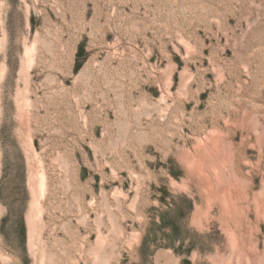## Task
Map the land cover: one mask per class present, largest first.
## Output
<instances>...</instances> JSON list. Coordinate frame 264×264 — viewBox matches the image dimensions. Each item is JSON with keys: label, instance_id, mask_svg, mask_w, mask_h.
I'll list each match as a JSON object with an SVG mask.
<instances>
[{"label": "rangeland", "instance_id": "rangeland-1", "mask_svg": "<svg viewBox=\"0 0 264 264\" xmlns=\"http://www.w3.org/2000/svg\"><path fill=\"white\" fill-rule=\"evenodd\" d=\"M0 264H264V0H0Z\"/></svg>", "mask_w": 264, "mask_h": 264}, {"label": "bare ground", "instance_id": "bare-ground-1", "mask_svg": "<svg viewBox=\"0 0 264 264\" xmlns=\"http://www.w3.org/2000/svg\"><path fill=\"white\" fill-rule=\"evenodd\" d=\"M33 48V47H32ZM208 140V139H207ZM213 141V140H212ZM211 142V141H210ZM203 148V147H202ZM204 153L207 154L205 155L204 159L201 160V163H199L200 165L202 164H207V163H211L212 165H216L217 163L220 162V159H218L217 157V152H216V147L215 149L211 148V147H206L204 149ZM203 153V154H204ZM203 157V156H202ZM225 157V156H224ZM210 164V166H211ZM190 165V163H189ZM208 165V164H207ZM36 188L39 194H44V192L46 191V185H47V181H46V175L45 172L43 170H40L36 173ZM34 179V178H33ZM223 183V182H222ZM218 184V183H217ZM238 184V183H237ZM220 186H222L220 184ZM226 186V185H225ZM224 186V187H225ZM223 188V187H222ZM220 189V188H219ZM212 190V189H211ZM221 192L218 191V194L216 196H218V199L220 198V200L222 201L221 204H223L225 209H235L236 207V194L235 191L233 192L232 189L230 188H223L222 190L220 189ZM212 193V192H211ZM217 193V192H216ZM42 196V195H41ZM214 195V197H216ZM220 196V197H219ZM213 197V198H214ZM230 211V210H229ZM234 237V236H232ZM235 238V237H234ZM234 238H232L234 240ZM238 238V237H237ZM236 241V239H235ZM235 246H236V242ZM238 247V245H237Z\"/></svg>", "mask_w": 264, "mask_h": 264}]
</instances>
